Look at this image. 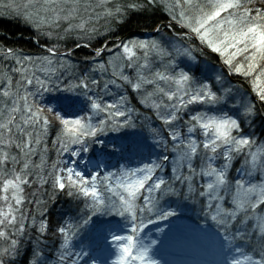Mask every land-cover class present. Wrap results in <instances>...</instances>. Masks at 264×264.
Listing matches in <instances>:
<instances>
[{"label":"snow or ice","instance_id":"obj_1","mask_svg":"<svg viewBox=\"0 0 264 264\" xmlns=\"http://www.w3.org/2000/svg\"><path fill=\"white\" fill-rule=\"evenodd\" d=\"M107 5L102 0L103 16L113 21L128 9L156 6L174 24L154 26L160 39L94 48L79 75L67 62L72 50L61 52L59 41L97 33L93 5L7 6L57 43L35 57L0 49L11 62L0 72V264H18L25 238L32 244L26 264H264V140L249 131L256 119L264 122V0ZM174 25L182 35L164 38L162 27ZM66 75L81 90L80 114L42 103ZM239 78L250 89L234 83ZM129 90L144 113L130 103ZM53 125L56 159L49 164ZM138 126L146 134L131 145L117 142L119 135L105 139ZM41 193L75 202L54 229L45 211L37 216L29 207L47 204ZM188 207L196 221L183 224ZM187 234L199 238L206 258H167Z\"/></svg>","mask_w":264,"mask_h":264},{"label":"trees","instance_id":"obj_2","mask_svg":"<svg viewBox=\"0 0 264 264\" xmlns=\"http://www.w3.org/2000/svg\"><path fill=\"white\" fill-rule=\"evenodd\" d=\"M13 6L20 5L19 0H0L3 4L9 3ZM171 0H168L170 2ZM82 3L91 4L95 8V11L100 14L99 18L94 15L93 23L97 29V33L94 34L90 39H79V37L73 33L71 36L67 37L65 40L59 41L60 51L72 50V55L68 58L67 62L73 65V69L70 71H75L77 75L80 74L81 69H86L89 65L85 64V57H91L94 55L93 49L97 47H102L107 44L111 47L114 43L119 42V39L129 40V39H160L161 34H157L154 31V26H166L171 22L170 16L168 12L163 7L152 6L147 8V10H133L128 9L123 13L122 19L119 21H113L110 18L106 19L103 16V7H101L102 0H81ZM126 0H109V5L120 4L123 5ZM42 3V0L40 1ZM92 11V9H89ZM174 24V22H171ZM32 28L28 23H26L23 19L17 18L15 12L12 8L6 6V9H0V49H6L11 47L16 51H23L32 56L37 55H46L45 48L51 47L54 43H57L55 39L48 40L46 37L42 38L39 36L36 31H30ZM186 31V30H183ZM162 34L164 38L168 37H178V35H182V30L179 25H174L172 28L162 27ZM34 38V39H33ZM39 40L38 45L34 43L33 40ZM79 42L80 44L90 43L91 47H82L76 48L75 44ZM198 44V41L196 42ZM62 45V47L60 46ZM111 53H105L103 59L107 60ZM215 57V54H212V58ZM9 64L11 62H5L2 58H0V72L7 70ZM216 66L219 67V60H216ZM207 65L201 64L200 68L204 69ZM19 79V76L16 77ZM244 82L243 78H239V80H234V83ZM76 80L71 75H66L64 83L61 84L59 91H51L44 94V99L42 103L45 106H53L58 111H62L65 114H80L83 109V97L81 95V90L71 87V84H75ZM245 83V87L250 89V85L247 82ZM70 91L76 92L79 98H73L70 95ZM74 95V94H73ZM126 95L130 103L137 107L142 113L145 112L143 107L138 103V97L136 93L131 92L129 90ZM254 95V94H253ZM75 99L77 103L74 102ZM111 99V97H109ZM77 106V107H75ZM259 106V105H258ZM151 115V113H148ZM58 123V122H57ZM139 124V122H138ZM153 125L158 126L159 121L153 120ZM247 128V125H245ZM52 130L54 132H52ZM49 135V152L46 154V159L51 161L56 159V152L52 149L51 140L55 138L56 128L53 125V128ZM126 134H114L110 133L106 139V141H112L116 136H121V140L117 142H123L125 144H133L134 142L140 140L143 135L146 133L139 126L136 129H127L125 130ZM249 131L255 132L256 137L264 140V122L261 119H256L255 124L252 126ZM156 153L154 152L153 155ZM91 155V153L89 154ZM36 162L39 163V157H35ZM67 159V157H65ZM88 157L85 156V160ZM114 162V161H113ZM81 169H85V165L81 164ZM28 191H35V189H30ZM50 191V189H49ZM40 195V198L44 201H47L46 205H41L37 207L35 205H31L32 211L37 216L40 211H45L47 215V219L51 221V226L53 229L56 226L57 221L61 220V217L64 213L68 212L69 209L75 210V202H70L69 198L66 195L59 194L55 199L50 198L48 195ZM31 198V197H29ZM0 207H5L2 201H0ZM196 221V212L188 207L183 213V224H192ZM49 247L52 245V239L48 240ZM32 244L27 241L25 238V243L22 245L21 256L18 258V264H26V261L29 259L30 250ZM29 250H27V249Z\"/></svg>","mask_w":264,"mask_h":264},{"label":"rangeland","instance_id":"obj_3","mask_svg":"<svg viewBox=\"0 0 264 264\" xmlns=\"http://www.w3.org/2000/svg\"><path fill=\"white\" fill-rule=\"evenodd\" d=\"M41 0H35L36 4H40ZM171 2V1H170ZM20 5L28 3V0H19ZM12 5L11 1L9 3L3 4L0 2V9H6V6ZM16 5V4H15ZM30 31H35L34 28H30ZM42 38H44L42 36ZM34 39V38H33ZM34 43H37V39L33 40ZM62 47V45H60ZM74 94V95H73ZM70 95H72L73 98H79L81 96H78L76 92L70 91ZM71 103H77V100L75 99L74 102ZM77 107V106H75ZM52 132H54L52 130ZM51 133V131H50ZM91 165H88L90 167ZM235 174V173H233ZM202 243L199 240L198 237L195 235L191 234V236L187 235H181L179 239L175 240L172 244L171 247H169L166 250V255L167 258L172 259V260H177V261H196V260H201L206 258L203 250H202ZM27 249V248H26ZM28 250V249H27ZM29 251V250H28ZM31 257V250H30V256Z\"/></svg>","mask_w":264,"mask_h":264}]
</instances>
